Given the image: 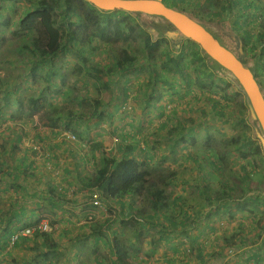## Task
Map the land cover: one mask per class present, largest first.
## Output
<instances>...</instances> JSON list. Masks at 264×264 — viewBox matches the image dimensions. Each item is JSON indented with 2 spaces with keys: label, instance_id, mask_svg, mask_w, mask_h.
I'll return each mask as SVG.
<instances>
[{
  "label": "crops",
  "instance_id": "crops-1",
  "mask_svg": "<svg viewBox=\"0 0 264 264\" xmlns=\"http://www.w3.org/2000/svg\"><path fill=\"white\" fill-rule=\"evenodd\" d=\"M233 1L240 3L236 10L252 6V0ZM149 81L106 78L110 102L97 108L100 118H85L90 123L74 110L64 124L51 123V113L50 123L18 124L6 119L12 110L0 107V247L27 224L55 226L54 233L6 245L0 264H113L118 258L123 264H264V161L244 147L250 120L236 104L237 89L228 81V94L216 86L210 94L197 92L190 71L184 80L158 79L167 90L162 100L184 102L166 112L153 110ZM129 93L133 106L126 111ZM69 121L81 131L79 142L62 136ZM112 157L144 163L146 186L116 199H103L102 187H86ZM156 190L164 198L160 210L151 204ZM189 197L197 213L194 255H184L181 235L193 224L191 207L187 213L184 207ZM106 226L116 239L112 255H106Z\"/></svg>",
  "mask_w": 264,
  "mask_h": 264
},
{
  "label": "rangeland",
  "instance_id": "rangeland-1",
  "mask_svg": "<svg viewBox=\"0 0 264 264\" xmlns=\"http://www.w3.org/2000/svg\"><path fill=\"white\" fill-rule=\"evenodd\" d=\"M13 1L12 7L11 3L0 4V7L4 11L3 13H0V107L3 106L6 109L12 110L13 114L6 117L9 122L25 124L32 121L33 125H36L37 123H50V117H48V114L51 113V123L58 124L60 123L59 120H61L58 116L63 117V120H67L64 112L74 110H77L83 115L81 120L85 119L89 114L94 113L95 108L97 111V108L99 107L100 109L103 103L108 104L110 102L109 91L105 88L104 80L106 78L112 79V77H126L130 79H137V81L142 80L143 78L147 79V77H149V84L144 85L153 87L154 97L151 100L153 110H160L161 107H163V110L167 112L174 108H183V100L178 99L175 101L176 99H174V102H168V98L162 100V94L164 95V92L167 90H165L157 80L159 79L161 81L168 76H175L184 80V77L188 75L189 71L197 75L198 72H195L197 66L191 65L190 55L184 56L180 61V68L182 69V72H179V69L175 68L173 64L170 62L167 63L165 54L162 52V49L166 52L170 51L172 56L178 57L180 54L179 49L184 48L186 53H188L192 47L186 42L187 40L172 41L167 38H165L167 40L166 43H158L156 47L152 48L149 52L145 50L143 45V37L145 33L152 37V41L154 43H156L160 37H164L162 32L168 30L169 27L163 21L154 18H147V22L144 24L141 22L142 20L140 17L132 16L139 24L140 30L134 33L127 42L121 40L115 41L108 39L106 36H104L103 39L94 38L92 42L86 45L82 42L75 44L67 41L65 42V47L67 49L64 50V52L58 57L53 58L50 63L43 62L40 64L34 72V77H32L30 70L33 67L32 61H35L36 59V61L46 59L39 56L38 53V57H36L32 52L26 49L24 50L22 47L26 43V33L16 27V22L24 15L26 10H29V6L30 8L32 6L29 5V3H26V0ZM31 1L36 2L38 0ZM187 1L188 3H183L185 6L184 11L205 22L209 31L213 35H216L218 39L233 53L238 54L240 44L242 46L241 37L239 33L235 31V27L232 24V20L240 15V12L244 13V18L242 17L243 19H240V24L245 23L246 20L250 24L253 16H257L254 34H258V32L264 29V0H252V2H250L253 7H256V10L251 5L249 7L247 6L245 9L241 8L240 10H236L235 6H230V11L225 13L221 18H212L209 20H207V18L203 19L205 16L204 14L206 12L211 13L217 11L219 5L223 2L216 5L215 0ZM57 19H60L59 15L57 16ZM87 33L89 34L91 32L89 31ZM30 36L33 35H29V37ZM27 44L28 46H31L28 41ZM122 51L129 52L133 57H135L136 64L133 68H129L122 73L117 72L113 76L106 78L97 77L91 72L92 67L104 68L108 65L115 64ZM245 59L252 68V60L248 59L246 54ZM6 61L9 63H6ZM206 63L208 71L214 73L215 76L226 79L224 71L214 67V65L207 62V60ZM164 64H167L166 67L170 70L164 69L161 66ZM172 67L174 70L171 71ZM49 70L52 71L51 78L47 77V73L50 72ZM259 80L263 81V77L261 76ZM53 82H56V87ZM215 86L220 89L218 83H216ZM227 90H229V88H223L220 92L222 94H228ZM205 91L210 94L209 88H206ZM31 98L38 99L34 106L31 105ZM234 98L236 100V104H238L240 108L243 107L242 109L244 112L248 113L243 95H237ZM95 101L99 102L97 107H95ZM116 101L117 100H114L112 102ZM125 103L126 107L124 106ZM124 105L123 109L126 111H128L129 106H133L132 93H129L126 96ZM34 108L36 109V112L32 113V109ZM14 111H21V117L19 118L18 115H15ZM89 120V118L85 119V121L90 123ZM69 123V128L76 129L81 133L79 127L73 126L71 121H69ZM249 127L250 129L248 132L253 139H255L251 124ZM215 134L216 137L222 136L218 132H215ZM160 166L161 163H158L157 167ZM188 200L190 201V197L185 200V213L188 212V206H190L191 208L189 211L192 212V220L190 223L193 224L192 227L190 226L189 229H186L181 235L185 238V250L187 249L184 255H194L192 246L196 244V241L192 242V240L193 237L196 238V236L193 235V232H197V229L194 228V221L197 219V213H195L196 210H194L191 201L190 204H188ZM152 229L154 230L155 228L153 227ZM104 233L107 240L106 255H112V252L110 254V250H113V247H115L116 239L111 234L112 232L109 231L108 226L105 227ZM144 256L145 255L142 257ZM131 262L134 263L135 260L133 259ZM126 263L130 264L128 260Z\"/></svg>",
  "mask_w": 264,
  "mask_h": 264
},
{
  "label": "trees",
  "instance_id": "trees-1",
  "mask_svg": "<svg viewBox=\"0 0 264 264\" xmlns=\"http://www.w3.org/2000/svg\"><path fill=\"white\" fill-rule=\"evenodd\" d=\"M12 1L13 0H0V4L11 3L12 7V3L14 2ZM162 1L165 5L177 8L181 11H184L185 9L183 3H188L187 0ZM25 2L29 3V5L32 7L30 8L29 6V10H26L24 15L16 22V27L26 33V43L22 47L24 50L26 49L32 52L36 57H38L39 54V56L46 59H41V61H36V59L35 61H32L33 67L30 69L32 77H34V72L37 70L40 64L43 62L50 63L53 58L58 57L64 52V50L67 49L65 47V42L67 41L75 44L82 42L84 45H86L92 42L94 38L103 39L104 36H106L108 39L127 42L134 33L140 30L139 24L130 14L120 11L100 12L82 0H38L36 2L26 0ZM215 3L216 5L220 3L222 4L219 5L217 11H214L210 15V19L221 18L225 13L230 11V6L234 7L240 4H235L233 0H215ZM3 12L4 11L1 8L0 13ZM58 15L60 19H57ZM243 15L244 13L240 12V15L236 17V22L234 23L235 31L239 33L241 37L243 51L248 59L252 60V69L254 71L255 77L264 90V29L258 32V34H254L257 16L254 15L252 20L250 19V24L252 25H250L247 20L245 23L240 24V19L244 18ZM89 31L91 33L88 34L87 32ZM29 35L33 36L29 37ZM27 41L31 46H28ZM166 42L167 40L165 37H160L159 40L154 43L152 41V37L147 33H145L143 37V45L147 52H149L152 48H155L158 43L161 44ZM186 42L192 47L188 53H186L184 48L179 49L180 54L178 57L172 56L170 51L166 52L162 49V52L165 54L167 63L170 62L173 64L175 68L179 69V72H182V69L180 68V61L184 56L190 55L191 65L197 66L195 72H198V91L207 92L205 91L206 88L208 89L211 86H215L216 83H214V79L216 76L211 71H208L206 60L201 55L197 45L189 40ZM135 64V57H133L129 52L122 51L115 64L108 65L104 68L92 67L91 72L97 77L106 78L113 76L117 72H125L129 68H133ZM166 65L164 64L161 66L164 69L170 70L168 67H166ZM214 67H216V65H214ZM172 70H174L173 67L171 71ZM49 71L50 72L47 73V77L51 78L52 71ZM260 75L263 77V81L259 80L261 77ZM216 79L221 85L219 86L220 89L218 88L219 91L223 88L226 89L231 86V84L226 80L220 78ZM186 86L189 88L191 87L189 84H186ZM105 88H109V84L107 82L105 83ZM236 95L242 96V94L238 91L236 92ZM37 100L38 99L31 98V105L34 106ZM98 105L99 102L95 101V107ZM242 108L241 110L244 111ZM95 109L90 118L97 115V111ZM34 112H36L35 108L32 109V113ZM64 113L66 114H64L65 118L68 120L75 118V116L72 114V111H66ZM97 116L98 118L101 117L100 115ZM58 118L61 119L59 120L60 123H63V117L58 116ZM65 125L66 126H64L63 129L66 131L63 133L69 132L70 134L74 135L79 142L81 133L69 128L68 124ZM247 128L248 130L250 129L249 126ZM247 139L248 140H246L244 147L249 148L248 154L254 157L259 156L260 161L261 159L264 161V155L258 141L253 139L251 135H249ZM231 142L235 143L237 142V139H232ZM144 167V163H139L134 159H117L112 157L107 159L102 164L96 175L91 180H89L85 186L88 188H93L96 186L102 187L103 199L121 198L130 194L138 187L146 186L149 180V174L144 170ZM163 200L164 198L162 197V193L159 190H156L152 193L151 204L155 209H159L162 206ZM32 224L33 223L27 224L26 226ZM22 228L16 230L19 231ZM7 230L9 231V229ZM16 230L15 232H17ZM45 234L47 233L35 234L32 238L19 237L13 245L9 246V242L2 244L0 247V252L5 250L6 245L10 248H13L15 246H19L21 241L30 239L32 240L35 237L44 236ZM10 237H8V241ZM42 257H48V254L43 255ZM123 262L124 260L118 258V261L113 262V264H123Z\"/></svg>",
  "mask_w": 264,
  "mask_h": 264
},
{
  "label": "water",
  "instance_id": "water-1",
  "mask_svg": "<svg viewBox=\"0 0 264 264\" xmlns=\"http://www.w3.org/2000/svg\"><path fill=\"white\" fill-rule=\"evenodd\" d=\"M100 12H126L140 17L163 21L169 27L162 32L172 41L189 40L200 50L201 55L218 69L224 71L226 79L235 86L245 100L253 136L258 141L264 155V91L258 83L253 69L246 62L240 44L238 54L231 52L205 22L185 11L169 7L162 0H82Z\"/></svg>",
  "mask_w": 264,
  "mask_h": 264
},
{
  "label": "built area",
  "instance_id": "built-area-1",
  "mask_svg": "<svg viewBox=\"0 0 264 264\" xmlns=\"http://www.w3.org/2000/svg\"><path fill=\"white\" fill-rule=\"evenodd\" d=\"M64 139L70 143L78 142V139L70 134V133H63ZM99 198L97 197L94 200V206L99 205ZM92 220V216L89 215L88 217L84 218V221L90 222ZM55 231V226L52 225L50 222L46 220H41L38 222L33 223L32 225L26 226L22 228L21 230L15 232L10 238H9V246L13 245L19 237L24 238H32L35 234H42V233H52Z\"/></svg>",
  "mask_w": 264,
  "mask_h": 264
},
{
  "label": "clouds",
  "instance_id": "clouds-1",
  "mask_svg": "<svg viewBox=\"0 0 264 264\" xmlns=\"http://www.w3.org/2000/svg\"><path fill=\"white\" fill-rule=\"evenodd\" d=\"M55 232V231H54ZM54 232H52V233H54ZM49 234H51V233H49Z\"/></svg>",
  "mask_w": 264,
  "mask_h": 264
}]
</instances>
